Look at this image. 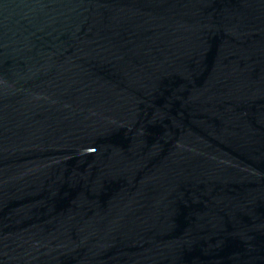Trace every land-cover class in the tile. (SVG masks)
Wrapping results in <instances>:
<instances>
[{
  "label": "water",
  "instance_id": "1",
  "mask_svg": "<svg viewBox=\"0 0 264 264\" xmlns=\"http://www.w3.org/2000/svg\"><path fill=\"white\" fill-rule=\"evenodd\" d=\"M0 264H264V0H0Z\"/></svg>",
  "mask_w": 264,
  "mask_h": 264
}]
</instances>
